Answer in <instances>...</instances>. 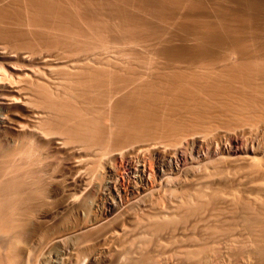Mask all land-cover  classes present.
Segmentation results:
<instances>
[{"label": "bare ground", "instance_id": "1", "mask_svg": "<svg viewBox=\"0 0 264 264\" xmlns=\"http://www.w3.org/2000/svg\"><path fill=\"white\" fill-rule=\"evenodd\" d=\"M130 1L106 2L120 17L114 35L105 9L82 7L101 0H0V264H38L33 244L48 264H73L75 240L92 264L119 242L132 205L143 206L144 229L160 234L179 264H264V29L252 33L255 10L215 11L190 36L181 26L194 39L176 50L151 41L157 31L125 11ZM191 1L134 3L160 20H180L188 8L189 20L202 5ZM42 150L66 172L46 170ZM84 158L108 173L124 165L133 179L130 199L120 195L87 222L76 199ZM43 188L59 196L53 213L43 211ZM75 208L77 221L63 224L60 215ZM60 247L67 257L53 253ZM144 247L134 252L157 264Z\"/></svg>", "mask_w": 264, "mask_h": 264}, {"label": "rangeland", "instance_id": "2", "mask_svg": "<svg viewBox=\"0 0 264 264\" xmlns=\"http://www.w3.org/2000/svg\"><path fill=\"white\" fill-rule=\"evenodd\" d=\"M102 2H100V4L101 3H103L104 5H100L99 6V4H98V6H97V4L96 5H90V6H88V5H86V7L85 6H82V7H84V9L87 11V12H89L90 13V10L91 11H93V12H91V13H94V12H103L104 13V9L105 8H108V5H106V2H108L109 1V3H110V1L111 0H108V1H106V0H101ZM105 3H104V2ZM132 1H133V4H132ZM134 1H139V5L141 6L142 4H140V2L142 1V2H146V3H144L146 6H147V9L148 10H150V8L151 9H153L154 7L155 8H157V5H159V3H160V0L158 1H156V0H131L130 2H131V5L130 6H128L127 7V5H125V11H127V12H129V14H132V16H134L135 18H137V19H139L140 17H142L143 15V18H140L139 19V21L141 22L142 20L144 21V19L146 20V21H144V25H145V22H146V24H147V26H149L151 29H154V30H150V28H149V32H151V31H157V32H159V31H161V32H159V33H157L156 32V34H155V32H154V34H155V36H157V38L154 36V34H152V33H150V35L148 36V38H149V40H151V38H152V42H153V40H155L154 42H162V41H164V43H166V42H168V41H170V42H168V43H172V46H175V49L177 50L179 47L181 48L187 41H188V39H194V38H191V37H189V38H187L188 36L187 35H185V34H187V33H185L186 31L189 33L188 35L190 36V35H193V32L194 31H191L193 28H195V30H197L198 29V31L200 30V28L201 27H204V26H206V25H208V23H212V21L211 20H213L214 18H213V14H215V11H219V10H222V11H224V10H230V9H236V10H243V9H250V10H255V12L257 13H255V17H254V26L252 27V29H254V28H256L257 30H255L254 29V31L251 29V31H253L252 33H254V32H261L263 29H264V12L263 11H261V10H264V0H261V1H246V0H195L196 1V3L198 2H200V5L202 6H200V7H197V8H195L194 10L195 11H192L189 15L191 16V15H193L191 18L193 19H189V20H186L185 19V15H187L186 13H184L183 11H187L188 10V8L185 10H183L182 11V13H181V15L180 16H178L179 18H180V20H181V18L184 20H181L182 22H184V23H182L181 24V21L180 20H178V18H177V14H176V18L175 17H173L172 16V14H170L173 18L171 19L169 16V19H165V20H160V19H158V17L156 18L155 17V15L153 14V13H151L150 14V12H147V11H145V10H147L146 9V6H144V4H143V8L141 7V8H139L140 6L138 5L137 6V4H138V2H135V3H137L136 5H135V3H134ZM164 1H166V0H161V3L162 2H164ZM191 1V0H190ZM193 2H194V0H192ZM191 1V2H192ZM141 2V3H142ZM167 2H168V0H167ZM250 2V3H249ZM120 3V2H119ZM118 3V5H120L119 7H121V6H123L124 4H122V2H121V4H119ZM246 3V4H245ZM252 3V4H251ZM152 6H151V5ZM154 4V5H153ZM155 4H156V6H155ZM254 4V5H253ZM101 6H104V7H102L101 8ZM106 6V7H105ZM132 6H133V8H132ZM192 6V5H191ZM69 7L71 8L72 6L71 5H69ZM95 7V8H94ZM96 7H98V9L96 8ZM112 6H110L109 8H111ZM130 7V8H129ZM245 7V8H244ZM247 7V8H246ZM92 8V9H91ZM154 8V9H155ZM201 8V9H200ZM217 8V9H216ZM252 8V9H251ZM255 8V9H254ZM90 9V10H89ZM93 9H97L96 11L95 10H93ZM100 9V10H99ZM112 9H113V7H112ZM112 9H109V12L110 13H107L108 11L106 10L105 11V13H104V15H105V17L107 18V20H109L108 22H106L105 24L110 28V30H111V32H113L114 33V35H115V33H116V30H115V27L117 28V26H118V24H120V17H118V15H114V10H112ZM131 9V10H130ZM140 9V10H139ZM145 11H143V10ZM110 10H112V11H110ZM130 10V11H129ZM135 11V13L133 12V11ZM139 10V11H138ZM141 10L144 12H142L141 13ZM256 10H260V12H258V11H256ZM214 11V12H213ZM111 12L113 13L112 15H111ZM138 12H140V13H138ZM90 13V14H91ZM98 13V14H99ZM116 13V12H115ZM147 13H149V14H147ZM210 13V14H209ZM258 13H260V15L258 14ZM117 14V13H116ZM147 14V15H146ZM209 14V15H208ZM141 15V16H140ZM149 15H154V18H153V16H152V18H150V16ZM179 15V14H178ZM183 15V16H182ZM201 15L203 16V17H201ZM115 16V17H114ZM147 17V18H146ZM149 17V18H148ZM175 18V19H174ZM198 21L199 19H200V22L198 21V22H196V20ZM198 18V19H197ZM205 18V19H204ZM213 18V19H212ZM262 18V19H261ZM149 19V20H148ZM151 19V20H150ZM204 19V20H203ZM157 20H159V22L157 21ZM169 20V21H168ZM186 20V21H185ZM194 22L195 21V23H193L192 21ZM205 20H206V22H205ZM151 21V22H150ZM172 21V22H171ZM176 21V22H175ZM180 23H179V22ZM210 21V22H209ZM262 21V22H261ZM114 24H113V23ZM162 22H163V24L164 25H162L161 26V24H162ZM170 22V23H169ZM173 22H174V25H173ZM187 22V23H186ZM110 23V24H109ZM115 23H117V25L115 24ZM143 23V22H142ZM169 23V24H168ZM178 23V24H177ZM186 23V24H185ZM200 23H202L201 24V26H200ZM112 24V25H111ZM157 24V25H156ZM172 24V25H171ZM196 24V25H195ZM105 25V26H106ZM116 25V26H115ZM168 25V26H167ZM177 25H179V26H177ZM184 25H186V31H184L183 29H180L181 28V26L182 27H185ZM191 25H192V28H190L191 27ZM199 25V26H198ZM203 25V26H202ZM261 25V26H260ZM113 26V27H112ZM154 26V27H153ZM189 28H188V27ZM195 26H197L198 28H196ZM257 26V27H256ZM165 27V29L167 30L166 31V35H165V37H164V34H165V30H163V28ZM167 27L169 28V31H168V29H167ZM200 27V28H199ZM114 28V29H113ZM158 30H157V29ZM177 28H178V30H177ZM261 29V30H260ZM179 30H180V32H179ZM118 31V30H117ZM164 31V32H163ZM190 31V32H189ZM264 31V30H263ZM171 32V33H170ZM163 33V34H162ZM174 33H176L175 35H174ZM185 33V34H184ZM190 33H192V34H190ZM264 33V32H263ZM118 34H119V32H118ZM151 34H152V37H151ZM157 34H160V35H157ZM171 34V35H170ZM183 34V35H182ZM116 35H117V33H116ZM163 35V36H162ZM185 35V36H184ZM251 35V34H250ZM159 36V37H158ZM169 36V37H168ZM181 37V38H179V37ZM195 36H196V34H195ZM151 37V38H150ZM156 39H155V38ZM162 37V38H161ZM173 37V38H172ZM176 37V38H175ZM186 37V38H185ZM194 37V36H193ZM158 38H160V39H158ZM167 38V39H166ZM204 39H205V37H203ZM174 39V40H173ZM187 39V40H186ZM207 39V38H206ZM168 40V41H167ZM180 41V44L179 45H177V42H179ZM181 40H183V41H181ZM166 41V42H165ZM172 41V42H171ZM174 41V42H173ZM176 41V42H175ZM184 41H185V43H184ZM181 42H183V43H181ZM163 43V42H162ZM174 43V44H173ZM176 44V45H175ZM183 44V45H182ZM181 45V46H180ZM176 46H179L178 48L176 47ZM225 142V141H224ZM43 152H45V150H42V153L40 154V156H42V158H43V163H44V166H45V168H46V170H48V171H51L52 173L54 172V174H56L57 172H60L61 173V167L59 166V165H57V161L56 160H54L55 158H54V155H52L51 153H49V154H46V155H44L43 154ZM203 153H205L204 152V150L201 152H199V155L200 156H204L205 154H203ZM202 154V155H201ZM44 156V157H43ZM46 157V158H45ZM50 159H49V158ZM73 157V158H72ZM53 158V159H52ZM70 158H71V160H72V162L73 161H75V163L77 164L78 163V161H80V159L78 160L77 158H75L74 159V156H70ZM87 158V157H86ZM86 158H84V160H85V163L86 164H84L83 165V167L80 169V171H78L77 173H75L77 176L79 175V177H82V178H84L85 179V181H86V185H85V187L83 188V190L84 191H82L81 193H80V196H79V194H78V196L80 197H76V199H77V201H78V203H79V205L81 206L80 208H81V211H82V213L84 214V216H83V218H84V221L85 222H87L88 220L90 221V220H92V219H97V217L98 218H100L105 212H106V208H107V206H109V204L110 203H112V202H115L116 203V201L119 199V196L120 195H122L123 194V198H126V199H130L129 197H130V189H129V187L132 185V174L130 173V171H129V169H127V167L126 166H124V165H122V167L118 164V163H114V165L112 164V169H113V171L112 172H105V170H103V168H102V166H101V164H99L98 166H97V161H94L95 159L94 158H92V157H90V158H92V159H94L93 161H91V159H89L90 161H91V164L93 163V165H96L95 167L93 166V165H91V164H89V162H88V159H86ZM89 158V157H88ZM45 159V160H44ZM53 160V161H52ZM70 160V159H69ZM86 160H87V162H86ZM50 161V162H49ZM49 162V164H47ZM99 162V161H98ZM55 163V164H54ZM49 167H48V166ZM88 165H89V167H88ZM119 165V166H118ZM147 165L148 166H150V167H152L153 168V160H152V158H148L147 159ZM91 166L92 167H94L95 168V170H96V172L94 171L93 173H95L94 175H92L91 174V172L93 171L92 170V168H91ZM48 167V168H47ZM59 167H60V169H59ZM50 168H51V170H50ZM58 168V169H57ZM91 168V169H90ZM99 168V169H98ZM126 169V170H125ZM58 170V171H57ZM90 170V171H89ZM92 170V171H91ZM97 170H99V173H98V171ZM56 171V172H55ZM63 172H66V171H63L62 170V173ZM92 175V176H91ZM101 175V176H100ZM94 176H96V177H94ZM93 177V178H92ZM101 179H100V178ZM93 179V180H91V179ZM95 179V180H94ZM98 179H100V180H98ZM107 179V180H106ZM135 179V178H134ZM97 180H98V182H97ZM102 180H103V182H102ZM94 181H96V182H94ZM131 181V182H130ZM102 183H104V184H102ZM93 185V187H91L92 185ZM105 185V186H104ZM107 187V188H106ZM45 189L46 188H43L42 190L45 192ZM42 191V194H41V197H42V204H43V211H47L48 213L50 212H55V210H57V206L59 205V203L60 202H56V201H59V196H57V197H55V195H52V194H50V190L49 189H47L46 190V194H48V196L46 195V194H44V192ZM94 191H95V193H94ZM100 192V193H99ZM104 192H105V194H104ZM83 193V194H82ZM84 193H85V195H84ZM43 195V196H42ZM104 195V196H103ZM128 195V196H127ZM47 196V197H46ZM52 196V197H51ZM97 196V197H96ZM46 197V198H45ZM56 199H55V198ZM84 197V198H83ZM105 197V198H104ZM49 198H51V199H49ZM58 198V199H57ZM101 198V199H100ZM84 199V200H83ZM100 199V200H99ZM97 200V201H96ZM100 201V202H99ZM102 202H103V204H102ZM58 203V204H57ZM81 203V204H80ZM97 203V204H96ZM101 203V204H100ZM46 206V207H45ZM106 207V208H105ZM131 207V209H127V215L130 217L129 218V220L128 221H124L123 222V225L121 226V229H119V231H118V233H120L121 235H122V237L120 238V240H119V242L116 244V242L115 241H113L111 244L109 243L108 244V248H107V250L106 251H104L102 254H101V256L97 259V261L96 262H94V263H92V264H125V263H127V264H144L145 262L147 263V261H145V260H147V257L144 255V254H142V255H144V256H137V253H135L134 252V250H136V248H137V246H143V245H145L146 244V247H144V249L142 250V252L143 253H149L150 252V255L152 254V255H154V257H155V260H157V264H167V262H166V260L168 261V263L169 264H176V261L175 260H177V264H179L180 263V258H177V256H175L176 254H175V252L173 251L174 250V248H173V250H172V248H166V243L164 244V239H163V237L162 236H160V234H154L153 236H150V234H151V232H149V230H148V228L147 229H144L145 228V226H147L148 225V221H144V219H145V217L143 216V213L141 212V210H142V207L143 206H140V205H132V206H130ZM129 207V208H130ZM83 208V209H82ZM84 210H85V212H84ZM77 209L75 208V212H74V209H71V210H69V211H67V212H65V213H63V214H61L60 215V221H62L63 222V224H65V223H69L70 222V220H71V224H73L74 223V221L76 222L77 221ZM49 213V214H50ZM86 214V215H85ZM99 215V216H98ZM142 215V216H141ZM145 215V214H144ZM73 216H75L76 217V219H73V218H75V217H73ZM57 217H59V216H57ZM68 217H70V218H68ZM93 217V218H92ZM95 217V218H94ZM144 217V218H143ZM83 218L81 219V221L83 220ZM85 218H86V220H85ZM79 220H80V218H78ZM141 220V221H140ZM145 220H147V219H145ZM67 221V222H66ZM69 221V222H68ZM80 221V222H81ZM84 221H82V222H84ZM65 222V223H64ZM141 222H142V224H141ZM147 222V223H146ZM60 224V223H59ZM59 224H57L58 226H59ZM62 225V223L60 224V226ZM140 226H141V228L143 227V230H145V231H143V233L141 234L140 233V231H141V228H140ZM120 230H121V232H120ZM147 234V235H146ZM153 234V233H152ZM151 234V235H152ZM144 235V236H143ZM146 236H148V237H146ZM156 236V237H155ZM144 237V238H143ZM147 239H146V238ZM150 237V238H149ZM142 239H144L143 240V242H145V243H143L142 242ZM155 239H157V240H155ZM24 239L22 238V240L20 241V248H24L25 249V247L27 248V242L24 240V242H26L25 244H23L24 242H22ZM150 240V241H149ZM75 241H77V243H75ZM74 241V243L77 245V246H75V244H72V243H70V244H67V246H69V249L67 250V253L70 255L71 254V257H73L74 255V257H75V259L74 260H77V261H74L73 262V264H86V262H83V260H85L84 258L82 259V257H85L86 258V254L88 253H90L91 252V250H89V251H87L88 249V247L87 248H85V246H84V248L83 247H81V245L79 244L80 243V240L78 241V240H75ZM141 242L143 243V244H141ZM147 242H149V243H147ZM152 242V243H151ZM156 245H155V244ZM22 244H23V246H22ZM78 244L80 245V247L83 249H81L80 250V247L78 246ZM138 244V245H137ZM70 245H71V247H73L74 246V248L75 247H77V248H75V251H73L74 250V248L72 249L71 247H70ZM73 245V246H72ZM165 245V246H164ZM67 246H65L66 248H67ZM155 246H157V247H155ZM34 247V248H33ZM79 247V248H78ZM154 247L155 248H158V249H160V250H164V247L166 248V250H165V252L163 253V252H161L160 251V254L161 255H158V254H154V253H151V251H153V249H154ZM33 248V249H32ZM35 248L37 249L38 247L36 246L35 247V245L33 244L32 245V247L30 248V250H31V252H32V250H33V254L34 255H36V258L35 259H38V260H35L38 264L40 263H43V264H48V262H50L48 259H47V257H39V256H37V254L38 253H34V250H35ZM62 248H64V247H62ZM61 247L60 248H55L54 249V251L56 250V249H58L57 251H53V253L56 255L57 253H59V256H60V254H61V252L63 251V249H62ZM65 248V249H66ZM60 249H62V250H60ZM76 249H78V252H76L77 250ZM149 249V250H148ZM168 249V250H167ZM79 250H80V253H81V255H82V253H84V256H81L80 255V253H79ZM60 251V252H59ZM71 251V252H70ZM74 252V255L72 254L73 252ZM84 251V252H83ZM85 251H87V252H85ZM75 252H76V254H75ZM129 252L131 253V258L133 257V259H134V261H133V259H131L129 256H128V254H129ZM140 252H141V250H140ZM167 252H168V254H167ZM172 252V253H171ZM63 253H65V252H63ZM169 253H171L170 254V256L173 254V256H174V258H173V256L170 258V256L167 258V256H165V255H169ZM133 254H134V256H133ZM58 255V254H57ZM63 254H61V256H62ZM58 256V257H59ZM60 256V257H61ZM63 256H65V257H67V254L65 255H63ZM77 256H79V258H77ZM126 256L127 257H129V258H127L126 259ZM136 256V257H135ZM162 256H164V257H162ZM38 257V258H37ZM73 257V258H74ZM81 257V258H80ZM138 257V258H137ZM160 257H162V259L160 258ZM64 258V257H63ZM158 258H160L159 260H158ZM166 258V259H165ZM169 258L171 259V260H169ZM172 258H173V261H172ZM177 258V259H176ZM40 259V260H39ZM129 259H131L133 262H131L130 261V263H128L129 262ZM139 259H141V260H139ZM136 260V261H135ZM79 261V262H78ZM128 261V262H127ZM158 261H159V263H158ZM171 261V262H170ZM178 261H179V263H178ZM35 262V263H36ZM76 262V263H75ZM163 262V263H162ZM145 263V264H146ZM154 264H155V262H154Z\"/></svg>", "mask_w": 264, "mask_h": 264}]
</instances>
